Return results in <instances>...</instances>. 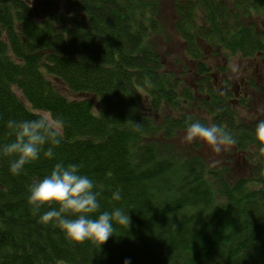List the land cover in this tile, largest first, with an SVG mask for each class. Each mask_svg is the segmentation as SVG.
I'll list each match as a JSON object with an SVG mask.
<instances>
[{
  "label": "trees",
  "instance_id": "16d2710c",
  "mask_svg": "<svg viewBox=\"0 0 264 264\" xmlns=\"http://www.w3.org/2000/svg\"><path fill=\"white\" fill-rule=\"evenodd\" d=\"M170 1L196 61L194 88L150 46L162 31L159 0H0V144L12 139L9 119L46 109L65 121L54 159L42 155L13 175L0 157V264H264L259 116L243 121L219 96L201 50L264 60L263 31L251 22L264 0H237L232 10L222 0ZM189 117L231 132L238 150L255 148L251 180H222L213 191L200 160L175 155L170 142ZM57 162L77 164L100 192L101 211L121 208L130 228L99 247L40 223L29 189ZM117 189L122 199L113 201Z\"/></svg>",
  "mask_w": 264,
  "mask_h": 264
},
{
  "label": "clouds",
  "instance_id": "9594fccd",
  "mask_svg": "<svg viewBox=\"0 0 264 264\" xmlns=\"http://www.w3.org/2000/svg\"><path fill=\"white\" fill-rule=\"evenodd\" d=\"M189 120L182 143L201 142L216 154L237 144L235 136L220 125L193 121L191 117ZM6 126L12 139L0 144V157L9 159V171L13 175H20L27 165L38 161L42 155L54 159V150L65 138L64 119L46 109L36 111L31 119H9ZM135 127L139 130L141 125ZM254 137L259 153L264 155V113L259 115ZM99 196L93 180L81 174L77 164L57 162L49 175L30 186L28 204L32 214L39 216L40 223L58 227L74 243L90 241L100 247L114 236L117 227L128 230L131 219L119 207L111 212L101 211ZM111 198L120 201L121 191H114Z\"/></svg>",
  "mask_w": 264,
  "mask_h": 264
},
{
  "label": "rangeland",
  "instance_id": "374dc122",
  "mask_svg": "<svg viewBox=\"0 0 264 264\" xmlns=\"http://www.w3.org/2000/svg\"><path fill=\"white\" fill-rule=\"evenodd\" d=\"M30 1L33 3L35 0ZM55 1L56 0H54V2ZM222 1L227 4L229 10H232L231 8L237 0ZM157 11L159 25L162 27V31L159 35H154L150 38V46L162 57L165 70H169L178 77L183 78V80L187 81V83L189 82L194 88L193 80L196 70V61L190 60V58L186 56L185 44L175 29V11L172 2L170 0H159ZM258 12L260 14L254 15L251 19V22L253 19L257 20L258 24H256V26H260L264 21L263 11L260 10ZM244 18L245 17H243V19ZM248 20L249 19L246 17L244 22L246 23ZM201 50L206 52L204 61L210 66L213 72L223 69L228 75L233 76L236 71L242 73L243 68L247 67L248 70L253 73L258 69V71L263 74H259V76L255 75L251 78L252 89H244L248 94V107L245 108L244 106L243 108L242 106L239 107L236 105L234 107L235 112L243 121L253 120L255 119L254 116L258 118L256 113L257 111H261V107L264 104V65L261 63L262 59H258L259 57L248 58V60H250V64H248V61H246L247 58L244 59L238 55L232 56L225 53H218L217 50L219 49H217V47L210 49L205 47L204 44ZM225 55L230 59H226L224 57ZM191 113L201 114L202 117L205 115V113L197 109L191 111ZM205 119L206 122H210L206 115ZM185 130L186 129L179 131L172 138L170 147L175 155L182 160L194 157L200 160L202 172L206 177L211 179L213 191L222 186V180L228 185L240 179L251 180L250 170L251 167H253L252 165L257 162L254 147H249L246 150H238L235 145L220 154H216L213 153L207 145L201 142L193 144L182 143Z\"/></svg>",
  "mask_w": 264,
  "mask_h": 264
},
{
  "label": "flooded vegetation",
  "instance_id": "af4514ba",
  "mask_svg": "<svg viewBox=\"0 0 264 264\" xmlns=\"http://www.w3.org/2000/svg\"><path fill=\"white\" fill-rule=\"evenodd\" d=\"M264 13V12H263ZM258 24L257 20L255 23H253L254 27L260 31H263L264 34V21L260 24V26H256ZM254 57H259L258 59H262L260 54L258 53ZM250 59V58H249ZM248 64H250V60H247ZM261 63L264 65V60H261ZM226 65V64H224ZM211 71L210 76L212 77L213 81V87L218 91V94L222 98H229V101L232 105V107L236 106H242L244 108L248 107L247 99L248 94L245 92V88L252 89V83L251 78L255 75H263L261 74L258 69L255 70V72H251L248 70L247 67H244L242 70V73L239 71H236L234 75H228L226 71L223 69L215 70L214 72ZM221 71V72H219ZM197 78V75H196ZM257 116L260 115V111H257Z\"/></svg>",
  "mask_w": 264,
  "mask_h": 264
}]
</instances>
